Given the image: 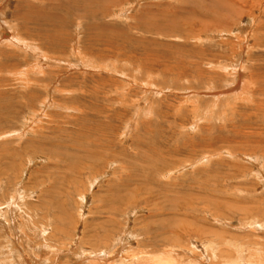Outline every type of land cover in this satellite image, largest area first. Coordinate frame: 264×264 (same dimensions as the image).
Here are the masks:
<instances>
[{"label":"rangeland","instance_id":"rangeland-1","mask_svg":"<svg viewBox=\"0 0 264 264\" xmlns=\"http://www.w3.org/2000/svg\"><path fill=\"white\" fill-rule=\"evenodd\" d=\"M0 264H264V0H0Z\"/></svg>","mask_w":264,"mask_h":264},{"label":"bare ground","instance_id":"bare-ground-1","mask_svg":"<svg viewBox=\"0 0 264 264\" xmlns=\"http://www.w3.org/2000/svg\"><path fill=\"white\" fill-rule=\"evenodd\" d=\"M245 1H243V3H244ZM232 6V5H231ZM230 9V8H229Z\"/></svg>","mask_w":264,"mask_h":264}]
</instances>
